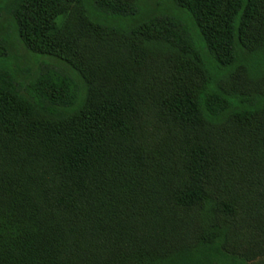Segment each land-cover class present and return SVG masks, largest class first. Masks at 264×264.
<instances>
[{"label":"trees","instance_id":"16d2710c","mask_svg":"<svg viewBox=\"0 0 264 264\" xmlns=\"http://www.w3.org/2000/svg\"><path fill=\"white\" fill-rule=\"evenodd\" d=\"M167 1L0 0V264L264 258V0Z\"/></svg>","mask_w":264,"mask_h":264},{"label":"rangeland","instance_id":"374dc122","mask_svg":"<svg viewBox=\"0 0 264 264\" xmlns=\"http://www.w3.org/2000/svg\"><path fill=\"white\" fill-rule=\"evenodd\" d=\"M142 5H145L146 7H156L160 6L162 8L161 10H169L170 9V4L167 0H140ZM157 4V5H156ZM2 6L3 4L0 3V30L4 33H7V22L6 19L4 18V12L2 11ZM12 50L11 54L14 57L13 58V63L16 64V66L19 68L18 70V77L23 78V79H33L37 76L38 74V64L40 62V57L35 54H30L23 49L20 44L16 41H12ZM152 53H154V49L152 50ZM158 53H162L161 50L158 49ZM164 57V55H161ZM170 63H168L165 59L157 61V65L155 68V76H157L160 80H164L168 74H169V69L168 66ZM67 69V68H66ZM246 79L245 82H250V78H255V79H264V55L256 57L254 61H252L250 64L247 65L246 68ZM68 71L73 74V72L68 68ZM24 75V76H22ZM249 76V77H248ZM235 82L230 80L227 83V86L230 88L235 87ZM263 86V91H264V84ZM200 249V248H199ZM198 250L193 256H191L190 260L192 264H252L245 262L243 260H237L236 258L230 257V256H225L218 254L216 248L213 249H207L205 248L204 250ZM253 264H264V258L261 259L260 261H257L256 263Z\"/></svg>","mask_w":264,"mask_h":264}]
</instances>
